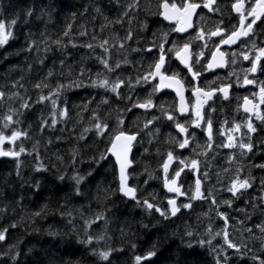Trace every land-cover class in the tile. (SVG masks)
I'll return each mask as SVG.
<instances>
[{"label":"snow or ice","instance_id":"obj_1","mask_svg":"<svg viewBox=\"0 0 264 264\" xmlns=\"http://www.w3.org/2000/svg\"><path fill=\"white\" fill-rule=\"evenodd\" d=\"M116 2L119 4V0ZM121 7L124 10L117 19L104 17L100 32L103 33L109 26L123 25V17L131 15L132 19H138L143 9L145 18L141 31L150 33V38L145 36L141 41L131 28L132 19L128 21L129 28L123 37L114 32L113 39H100L93 33L92 41L97 43L89 41L79 45L88 48L91 56L81 57L77 61L81 64L78 69L66 59L68 43L63 38L67 37L73 48L78 46L70 36V23L57 38H44L42 48L40 42L34 39L36 33L29 30L22 50L29 53L36 51L39 63L45 65L48 53L55 47L61 54L59 71L54 60L53 67L46 68L45 74L38 76L32 84L36 90L34 102L27 95V89L25 95L19 91L0 90V157L15 162V174L24 183L28 181L22 175L25 164L23 157L33 158L35 173H47L49 169L40 154L41 143L39 140L33 141L32 125L28 129L21 128L18 117L32 111L36 105H42L38 130L43 135L46 130L56 131L57 124L66 125L72 119V107L89 111L88 105L95 99L93 96L88 104L82 106L70 105L67 93L81 88L94 89L96 95L102 92L104 95L100 102L90 110L87 124L76 137L77 141L88 140L89 147L97 148L92 159L98 165L106 162L111 166L115 190L106 187L101 196L100 187L97 186V201H107L119 193L134 202V206L144 208L149 216L155 218L158 214L166 221L184 218L207 202V212L200 214L207 220L203 232L199 230V217L195 229L191 225L185 227L184 234L190 238L186 247L193 248L192 240H196L201 248L206 247L212 254L214 264H239L244 260L251 264H264V195L256 197L261 203H254L249 192L256 183L252 173L255 168L261 171L257 191L264 193V162L246 163L258 155L264 159V136L259 137V143L256 142L257 132H264V0H221L220 3L218 0H155L154 3L153 0L143 3L142 0H130ZM222 7L227 9V20H214V26L208 27L207 20L214 19L217 13L223 16ZM95 10L101 12L99 8ZM210 13L213 15L209 16ZM27 15L31 17L33 13L29 11ZM148 17L156 18L152 28ZM16 26L17 18L0 17V49L7 50L11 42L17 39ZM40 35L44 36L43 33ZM80 35H87L83 27ZM132 41L141 46L132 47L129 43ZM97 48L100 49L99 53L96 52ZM41 51L43 57L39 56ZM130 52L139 53L141 59L133 63L128 58ZM86 58L95 59L98 66L95 71L83 66L82 61ZM126 65L132 66L136 73L134 77L126 71ZM237 65L240 66L239 72L236 71ZM218 69L227 71L222 75ZM10 87L17 89L22 85L17 81ZM113 97L128 103L116 105L107 115H102L100 106L111 107ZM14 100H19V108L9 103ZM220 100L228 101L229 106L235 100V114L222 121L212 115L218 111L216 101ZM45 108L48 109L47 116L44 115ZM113 113L115 123L111 122ZM78 115L81 118L76 123L83 125V115ZM146 138L148 145L155 143V156L158 159L155 167L145 164L144 170L139 172L133 168L136 162L133 149L142 147ZM28 142H31V150L27 147ZM47 143L50 145L53 140L49 138ZM100 144L103 150H100ZM224 149L229 150L224 153L228 167L217 170L214 173L215 184H208L209 166ZM71 155L73 159L69 166L77 163L80 149L72 148ZM139 155L143 158L150 156L149 148L144 147ZM57 159L63 158L58 156ZM57 172V181L63 183L67 178L73 182L71 190L62 197L54 190L47 196V201L54 200L59 209H65L71 198L86 197L81 185L87 177L79 174L78 169L72 174L60 172L59 169ZM134 173L137 183L131 184ZM92 174L89 170L87 176ZM225 175L228 176L226 186L223 184ZM140 176L145 178L140 180ZM31 186L37 190L42 188V184L35 180ZM224 192L230 193V197L219 199L217 193ZM87 198L91 200L90 190ZM241 198H248L252 212L240 208L244 219L237 223L243 227L236 228L231 223L230 213L221 211V208L231 209L235 201ZM61 199L65 203H60ZM83 207L91 211L92 205L89 202ZM7 211V207H0V216ZM76 211L83 219V238H78L77 242L85 246L88 255L96 258V264H156L159 241L140 250H137L134 242L129 241L130 257L121 255L125 252L123 247L110 244L98 247L107 236V213L110 209L106 204L88 216L81 209ZM49 212L54 214L49 203L45 202L30 215L41 217ZM257 213L259 218L253 219ZM61 216L71 217L69 224L76 218L70 210L62 211ZM213 216L221 223L213 224ZM100 221H103L104 227L100 233H96L95 229L101 227ZM141 224L144 228L148 227L143 221ZM17 227L18 222L0 226V247L5 248L0 254V264H8V260L18 264L20 241L8 243L11 230ZM233 228L240 232L238 238L230 231ZM72 231L76 232V226ZM121 233L124 234L123 229ZM255 241H259V247L255 244L250 247L249 242ZM174 255L177 256L175 264H204L200 260L188 259L183 250ZM61 264L64 262L61 261ZM66 264H81V261L69 260Z\"/></svg>","mask_w":264,"mask_h":264},{"label":"trees","instance_id":"obj_2","mask_svg":"<svg viewBox=\"0 0 264 264\" xmlns=\"http://www.w3.org/2000/svg\"><path fill=\"white\" fill-rule=\"evenodd\" d=\"M126 3L130 0H125ZM116 12L120 5L116 0H0V17L17 18V26L15 33L17 39L11 42V46L5 49H0V90L4 91H19L21 95L32 97V102L35 101L36 90L32 84L37 81L38 76H43L46 68L53 67V61H56V70L59 71L60 52L53 50L48 53V59L45 65H41L37 59L36 51L26 52L22 50L25 45V37L29 30L36 33L34 39L40 42L43 47L44 38H57V35H62L67 24L72 25L70 36L74 38V42L78 45L73 48L67 37H64V42L68 43L66 49V59L74 64L77 69L81 66L77 61L81 57H90L91 51L86 47H79L81 44H86L92 41V35L95 33L100 39H113L110 31L115 30L114 26L105 28L104 32H100V26L104 23V17L107 16L110 20H115L114 10ZM96 8L101 10L96 12ZM31 11L33 15L29 17L27 13ZM43 15L41 17V13ZM37 17H41L37 19ZM145 16L141 15L139 19H134L132 29L134 33L141 35V31L137 24L143 23ZM149 24L153 17H149ZM27 21V23H25ZM86 29L87 35L81 36V28ZM43 33L42 37L40 34ZM133 47V43L129 42ZM99 53L100 49L97 48ZM40 57L44 56L41 51ZM83 66L90 67L93 71L98 67L94 58H86L82 61ZM67 67V66H66ZM43 69V70H42ZM17 81L22 87L12 89L10 86ZM55 78H53V83ZM69 98L70 105L82 106L88 104V101L96 95L94 89H76L66 94ZM111 95V94H107ZM97 98V97H96ZM63 99V97L61 98ZM100 100L92 99V103L88 105L89 111H83L82 107H72L70 115L72 119L65 125L57 124L56 131L46 130L43 135L39 133V118L42 105H36L30 112H25L24 116L18 117L21 120V128L28 129L32 125L31 134L33 141L39 140L41 143L40 154L44 159L45 166L49 169L47 173H35L32 168V157H23L25 164L22 166V175L24 183L15 174V162L10 158H0V207H7L8 211L5 215L0 216V226L18 222V227L11 230V239L9 244H15L20 241L18 249L21 255L18 257V264H50L54 261L55 264H61V261L66 264L67 261H81V264H96V258L88 255L84 245L77 242L78 238H83V219L80 217V212L76 209H81L85 216L91 215L97 210L105 207V204L110 209L107 213L109 223L107 225V236L104 241L98 245L103 248L105 244H110L115 247H123L125 252L122 256H131L130 243L134 242L137 245V250L159 241L157 248L158 257L156 264H175L177 256L174 255L179 250L187 255L188 259L200 260L204 264H214L213 256L207 251V248H201L196 240H192L193 248L186 247L189 237H187L176 221L163 222L157 216L155 218L149 216L142 207H133L122 198L116 195L111 196L107 201L99 202L96 199L97 186L100 187V194L103 195V189L110 187L115 190L116 184L113 182V174L111 166L106 162H100L99 165L92 159L97 153L96 147H89L90 141H77L80 131L87 124L89 112L94 108ZM113 107L116 106V100L113 97L110 101ZM13 107L19 108V100L10 101ZM101 114L107 115L113 107L101 105ZM24 111V110H21ZM48 109H44V115L47 116ZM78 113H82L84 124H77L80 120ZM115 123V113L111 119ZM75 125V128L73 127ZM62 129V131H61ZM91 136V134H89ZM53 140L52 144H48V139ZM59 138V139H58ZM27 147L31 150V142L27 143ZM79 148L80 155L76 157L77 163L71 165L73 159L71 155L72 148ZM100 150H103V145L100 144ZM150 153L152 148H149ZM136 156L138 153L136 152ZM62 157L58 160L57 157ZM149 160L139 157L138 165L142 163L152 165ZM81 160L83 162H81ZM59 169L60 172L74 173L77 169L79 174L87 177L81 188L85 191L86 197H73L66 205L65 209H59V206L53 200L47 201V196L56 191L62 197L65 192L71 190L72 181L66 178L65 182L61 183L56 180V175ZM92 171L91 176H87L88 171ZM141 172V169L139 170ZM38 181L42 184V188L37 190L31 186L32 181ZM7 181V182H6ZM91 195V200L87 198V194ZM48 202L53 212L42 214L41 217H32L31 212L39 210L40 205ZM91 203V211L87 207H83ZM60 203H65L61 199ZM235 204V203H234ZM233 204V206H234ZM250 209V205H247ZM230 213L232 223L243 220L241 214L233 209L221 208ZM72 211L76 217L72 224L68 223L71 217L61 216L62 211ZM222 211V210H221ZM147 224L144 228L141 224ZM246 223H250L246 221ZM100 228L95 229L96 233H100L104 227L103 221H100ZM73 226H76V232L72 231ZM241 226V225H240ZM95 227V226H94ZM243 227V226H242ZM123 229V235L121 233ZM49 232L57 233L50 235ZM79 234V236L77 235ZM240 235V232L239 234ZM110 237V239H109ZM214 243H216L214 241ZM31 250V251H30ZM5 251L4 247H0V254ZM201 252V253H200ZM235 260L236 257H233ZM245 262V263H244ZM8 264H12L8 260ZM239 264H251L250 261H239Z\"/></svg>","mask_w":264,"mask_h":264},{"label":"flooded vegetation","instance_id":"obj_3","mask_svg":"<svg viewBox=\"0 0 264 264\" xmlns=\"http://www.w3.org/2000/svg\"><path fill=\"white\" fill-rule=\"evenodd\" d=\"M143 2H145V1H143ZM154 2H155V1H154ZM154 2H153V3H154ZM220 2H221V0H218V3H220ZM205 11H206V10H205ZM221 11H222V13H223V16H221L220 13H217V14L215 15L214 19H209V20L206 21L208 27H213V26H214V20H221V19H223V20H225V21L227 20V9L222 7ZM141 15L145 16V13H144L143 9H141L140 13L138 14L139 17H141ZM212 15H213V14H211V13L209 14V16H212ZM149 19H151V18L148 17V20H149ZM155 19H156V18L153 17V20L151 21L152 24L149 25L150 28L154 27L153 21H154ZM147 34H148L147 36H149V38H150V33H147ZM144 38H145V37H143V40H144ZM257 42L259 43V40H258ZM136 47H137V46H136ZM121 58H122V57H121ZM130 58H131V61H132L133 63H135V61L141 59L140 54H139V53H134V52H131V54H130ZM125 69H126V71H127L128 73L131 74V72H132V66L128 68V66L126 65V66H125ZM217 71H219V72L223 75L227 70H226V69H218ZM236 71H237V72L240 71V66H239V65H237ZM208 75H211V73H209ZM186 95H187V93H186ZM164 99H168V97H164ZM209 103H212V101H210ZM216 107H217L218 111H217L216 113H212V115H213L214 117H218L219 120H221V121L224 120L225 118H230L232 115L235 114V113H234L235 100L232 101L231 106H229V102H228V101H223V100L216 101ZM162 132H163V129H162ZM261 136H264V132H260V131H258L257 134H256V137H257L256 142H257V143H259V137H261ZM154 151H155V149H154ZM221 152H222V154L220 155V156H222L221 161H223V162L225 163L224 153L229 152V150L224 149V150H221ZM134 153H135V152H134ZM134 153H133V154H134ZM152 156H153V155H152ZM135 157H136V155H135ZM153 158H154V160H155V157H154V156H153ZM262 160H263L262 157H261L260 155H258V156H256V157L254 158V160H248V161H246V163L251 164V163H253L254 161H255V162H262ZM226 165H227V164L225 163V166H226ZM133 167H134L135 169L138 168L136 165L134 166V164H133ZM153 167H154V166H153ZM246 171H247V170H246ZM260 173H261V171H260L259 169H255V168H254V175H259ZM223 178H225V179L223 180V182H224V184H225V186H226L227 183H228V176L225 175Z\"/></svg>","mask_w":264,"mask_h":264},{"label":"rangeland","instance_id":"obj_4","mask_svg":"<svg viewBox=\"0 0 264 264\" xmlns=\"http://www.w3.org/2000/svg\"><path fill=\"white\" fill-rule=\"evenodd\" d=\"M260 177V176H259ZM259 177H256V184L259 185ZM200 203V202H198ZM208 206V203L207 202H204L203 204V207H200V208H206ZM203 211V210H202ZM206 211H204L203 213H206ZM158 215V214H157ZM161 221L163 222H173L175 221V218H173L172 220H163L162 218L160 219ZM197 220L198 218H196L195 216L193 217H186V219H183L182 221H178L176 222L177 225H179V227L182 228V230L184 231L185 230V227L187 225H191L194 229L197 227ZM200 220V231L203 232L204 230V226H206L207 224V220L202 216L199 218ZM212 223L213 224H219L221 223L220 221L216 220L215 217L213 216V220H212ZM232 223V222H231ZM233 225L236 226V228H242V225H237L236 223H232ZM230 231H233L235 236L238 238L240 235L238 231L235 230V228L233 229H230ZM245 239H247V234L245 233ZM253 244H255L256 247H259V241H255V242H249V246L251 247Z\"/></svg>","mask_w":264,"mask_h":264},{"label":"bare ground","instance_id":"obj_5","mask_svg":"<svg viewBox=\"0 0 264 264\" xmlns=\"http://www.w3.org/2000/svg\"><path fill=\"white\" fill-rule=\"evenodd\" d=\"M150 25V24H149ZM139 37L140 38H142L143 37V34H141V35H139ZM131 43H133V47H136L137 46V44L135 43V41H132ZM150 157H152L153 158V156L152 155H150V156H148L147 158H145V159H147V160H149L150 159ZM151 158V159H152ZM152 161H154V158L152 159ZM201 253V252H200ZM245 263V262H244Z\"/></svg>","mask_w":264,"mask_h":264}]
</instances>
